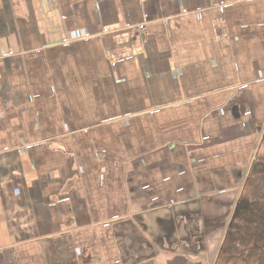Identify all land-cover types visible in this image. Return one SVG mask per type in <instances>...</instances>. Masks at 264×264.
<instances>
[{
  "label": "crops",
  "instance_id": "1",
  "mask_svg": "<svg viewBox=\"0 0 264 264\" xmlns=\"http://www.w3.org/2000/svg\"><path fill=\"white\" fill-rule=\"evenodd\" d=\"M263 141L264 0H0V264H219Z\"/></svg>",
  "mask_w": 264,
  "mask_h": 264
},
{
  "label": "rangeland",
  "instance_id": "2",
  "mask_svg": "<svg viewBox=\"0 0 264 264\" xmlns=\"http://www.w3.org/2000/svg\"><path fill=\"white\" fill-rule=\"evenodd\" d=\"M258 161L264 175V141ZM257 178L248 183L240 196V206L232 216L233 225L222 244L219 264H264V177Z\"/></svg>",
  "mask_w": 264,
  "mask_h": 264
},
{
  "label": "trees",
  "instance_id": "3",
  "mask_svg": "<svg viewBox=\"0 0 264 264\" xmlns=\"http://www.w3.org/2000/svg\"><path fill=\"white\" fill-rule=\"evenodd\" d=\"M259 162V161H258ZM257 162V164H258V169H259V173H260V176L261 177H264V175H263V168H262V165L260 164V163H258ZM258 179V178H257ZM263 180H264V178H262ZM249 182H251V180H248V183ZM248 183H247V185H248ZM240 206V201H239V204H238V206H237V208ZM234 221H233V219H232V223H233Z\"/></svg>",
  "mask_w": 264,
  "mask_h": 264
},
{
  "label": "built area",
  "instance_id": "4",
  "mask_svg": "<svg viewBox=\"0 0 264 264\" xmlns=\"http://www.w3.org/2000/svg\"><path fill=\"white\" fill-rule=\"evenodd\" d=\"M144 28H145V25H142V26L139 27L140 30H144ZM88 38H89V36L87 38L85 37L84 39H88ZM69 42H70V40H65L64 41V45L65 46L68 45Z\"/></svg>",
  "mask_w": 264,
  "mask_h": 264
}]
</instances>
